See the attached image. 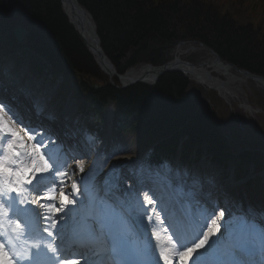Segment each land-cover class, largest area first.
<instances>
[{
  "label": "trees",
  "instance_id": "trees-1",
  "mask_svg": "<svg viewBox=\"0 0 264 264\" xmlns=\"http://www.w3.org/2000/svg\"><path fill=\"white\" fill-rule=\"evenodd\" d=\"M79 1L92 14L103 47L113 58L132 54V64L153 62L156 52L150 48L163 47L179 37H201L225 58L264 75V21L258 39L257 27L252 30L240 20L229 23L223 17L228 13L218 8L215 0L181 6L179 0ZM262 14L264 19V8ZM17 23L29 31V53L40 62L47 58L60 69L64 66L80 73H97L92 56L63 14L59 0H0V31L6 35ZM184 82L179 73H172L153 87H106L98 97L117 101L125 118L140 114L142 129L152 137L158 130H172L175 136L156 147L158 155L164 145L172 151L178 135L184 132L194 140L206 138L210 149L217 150L223 142L218 128L202 104H197L198 98H191L195 94L189 93L190 97L181 90L173 93L174 87L184 88Z\"/></svg>",
  "mask_w": 264,
  "mask_h": 264
},
{
  "label": "rangeland",
  "instance_id": "rangeland-1",
  "mask_svg": "<svg viewBox=\"0 0 264 264\" xmlns=\"http://www.w3.org/2000/svg\"><path fill=\"white\" fill-rule=\"evenodd\" d=\"M180 1V6L183 3H195V2H200L202 3L203 1L201 0H179ZM189 1V2H188ZM212 1V0H211ZM217 1L218 8L221 10H224L223 12H226L230 14H226L223 16L226 21H228L231 24H234L237 20H240L243 22V26H247L248 28H253L257 27V30L255 32L257 33V38H261V32L260 30L262 29V22L264 21L263 19V8H264V0H215ZM210 3V2H209ZM212 4V3H211ZM216 7V9H218ZM229 17H228V16ZM244 23H246L244 25ZM175 27V26H173ZM246 28V27H245ZM247 28V29H248ZM253 30V29H252ZM201 35V34H200ZM203 35V34H202ZM156 48V47H155ZM155 48H150L149 50L154 51ZM185 47H180V50L184 49ZM146 52V55H149L150 51ZM166 52V51H165ZM208 52L205 50L204 52L199 53V51H195L193 54L189 56V59H193L192 61H197L200 62L201 59H208L207 56ZM193 55V56H192ZM226 55V54H224ZM158 57H160V53L158 54ZM204 59V60H205ZM124 60H128L126 62V65L122 68L123 72L127 71L130 63L133 60L132 56H128L126 54L124 57L120 58L118 60H114L115 64L120 67L123 63ZM152 65V63H148ZM120 69V71L122 70ZM220 76V78H225L224 75L221 74H216ZM165 77V76H164ZM190 77V76H188ZM75 79H81L80 77H75ZM93 80L96 81H101L99 84H102L104 82H109V79L107 80V77L104 76L102 73L99 71V76L93 77ZM245 80V79H244ZM255 84V83H254ZM203 87L206 89L207 87L203 85ZM242 89L241 90V99L247 100L249 104H251L255 108L262 109L264 108V92L259 91L251 82L244 81L242 84ZM209 90V89H208ZM207 90V92H208ZM211 91V90H209ZM175 91H173L174 93ZM209 93V92H208ZM177 94V93H174ZM211 94V93H209ZM216 95V96H215ZM205 97V96H204ZM221 98V99H219ZM223 100V101H222ZM232 104L231 106L227 104L225 99L220 96L219 94H212V98L210 100L211 104V109L215 113V115L218 117V119L222 120L223 122L226 121L227 116L231 114V116L236 117L241 124L238 125L236 123L233 124H228L227 126L223 127L224 134L226 135H221L222 137L220 139H223L222 143H219V145H223L225 152H234L237 155L242 154L243 152H249L251 153V160L247 164V167L252 166L255 164L256 167H264V164H261L260 161L264 162V154L261 155V152H255L253 150V147H259L260 149L264 150V111L256 112V113H250L242 110L238 106V102L235 99H232ZM236 113V114H235ZM235 114V115H234ZM235 119V118H234ZM244 130H242V128ZM187 133V132H184ZM186 135V134H183ZM171 133L167 135L166 138H170ZM159 140V139H156ZM228 142L231 144L229 145ZM125 145H127V142H123ZM260 143V145H259ZM123 144V145H124ZM229 148H225L228 147ZM248 148V149H247ZM128 150V149H127ZM243 153V154H245ZM254 158H258L259 161L255 160ZM43 162V161H42ZM125 170V168H123ZM259 183L262 188H264V176L259 178ZM256 180V179H255ZM257 181V180H256ZM251 185L253 186L254 183ZM260 187V186H259ZM259 187H256V190H260ZM261 193H264L263 190H260ZM77 202H82L81 200ZM81 210H85V207Z\"/></svg>",
  "mask_w": 264,
  "mask_h": 264
},
{
  "label": "snow or ice",
  "instance_id": "snow-or-ice-1",
  "mask_svg": "<svg viewBox=\"0 0 264 264\" xmlns=\"http://www.w3.org/2000/svg\"><path fill=\"white\" fill-rule=\"evenodd\" d=\"M12 112V114L16 117V119L20 120L21 124H24L25 121L20 117V115L13 109V107L8 104L4 100H0V137H2L3 141L6 142L4 146H0V199L3 200L4 203L9 201L15 202L19 198V194L22 192L23 185L28 184L32 185V180L27 179V174L33 172L35 170L36 173H46L49 171V166L47 164V160L43 155H41L38 159L35 157V148L31 150V152H25V156H30V164L25 162V160L20 159L22 152L21 150L26 148V144L24 142V138L20 135V132L12 127V124L15 121H10L6 118L5 112ZM43 143V141H41ZM43 161V166H38L39 162ZM80 170L83 171V167H80ZM53 174H60L58 170H54ZM7 187L11 196L3 197L2 189ZM34 190L39 191L41 189L34 186ZM78 191V189H75ZM155 194V193H154ZM61 196L63 198V203L65 205L75 203V201H70L67 196L61 192ZM147 198V193L144 194ZM53 196L49 195L48 199H52ZM20 204L25 203L24 200H19ZM147 203H155L150 198L147 199ZM48 207L52 208L53 205H48ZM55 212H60V208H55ZM154 211V210H153ZM4 210L0 208V215H2ZM220 216H223V212L220 213ZM46 219V218H44ZM151 220V217H149ZM57 226V221L53 220L51 224V228L55 229ZM16 227L19 228V223L16 224ZM207 232H201L198 234L197 239L192 241V246L188 247L183 243V236L179 233L177 234V239L181 241V247L183 251L177 252L176 255L179 257V264H188V261L192 259L193 253H197V259L193 261V264H201L199 260L198 250L205 248L208 244L209 239L219 231V225L216 224V221H212V226H207ZM44 231H48L49 236L52 235V232L49 229H44ZM243 242L238 243V247L242 248ZM34 247L39 249L41 245L39 243L35 244ZM49 250L55 252L56 249L49 246ZM19 254H17L18 256ZM39 255V253H37ZM68 255H72L71 252ZM79 255H83L80 253ZM165 264H172V261L169 260L168 256L161 253ZM24 260L28 261V264H36V261L33 260L31 255L25 256ZM0 264H17V262L12 258V256L5 250V244L3 239L0 238ZM62 264H79V260L77 259H65L62 261ZM85 264H89L87 260H85Z\"/></svg>",
  "mask_w": 264,
  "mask_h": 264
},
{
  "label": "bare ground",
  "instance_id": "bare-ground-1",
  "mask_svg": "<svg viewBox=\"0 0 264 264\" xmlns=\"http://www.w3.org/2000/svg\"><path fill=\"white\" fill-rule=\"evenodd\" d=\"M184 60V59H183ZM99 62L101 63L100 59ZM194 66L192 62H189ZM195 67V66H194ZM145 69V68H144ZM197 69L200 70L201 78L210 83L212 81L211 78L223 81L222 84L224 85L225 89H222V95L230 101L231 97H236V95L239 94V92L242 89V84L244 83L243 80H241V76L238 74H235L232 69L226 68V66L219 65V62L217 60L208 62L207 65L204 64L200 67L197 66ZM141 70H135V72H130L127 74H124L126 78H134L138 75H141V73H144V71ZM192 70H194L192 68ZM142 71V72H141ZM205 71H208L211 73V75L215 77H210L208 75L205 76ZM25 72V71H23ZM217 73L225 75V78H220V76L216 75ZM149 76H153V73H149ZM210 77V78H209ZM115 82V80H114ZM218 85V84H217ZM214 84L213 86H216ZM1 86V85H0ZM1 88V87H0ZM185 91V94H187L188 87L185 88H176L174 87V93H177L179 91ZM234 99V98H232ZM52 124H54V121H51ZM27 161V160H26ZM110 165H107V168ZM35 170L33 172H30L29 175L32 177L33 180H38L39 176L35 175ZM119 178V174L116 171H112L111 169L106 170L104 168H97V165L92 166L88 172H86L83 176L84 183L87 189L86 197L88 198V217H95L97 215V212L99 208L107 207L108 206V195L107 192L114 191V187L117 184V180ZM64 204V203H61ZM249 243H251L248 240ZM229 246V245H227ZM223 249H225V246H223ZM188 264L190 262L188 261Z\"/></svg>",
  "mask_w": 264,
  "mask_h": 264
},
{
  "label": "water",
  "instance_id": "water-1",
  "mask_svg": "<svg viewBox=\"0 0 264 264\" xmlns=\"http://www.w3.org/2000/svg\"><path fill=\"white\" fill-rule=\"evenodd\" d=\"M62 1H64L69 6L74 23L78 27L79 32L81 36L83 37V39L85 40L86 44L88 45L90 51L94 54V56L96 57L98 61L100 59L101 63L100 62L99 63L101 64V66L109 74L116 73L115 65L112 63L110 57L105 54L101 46V37L99 36L97 32L95 23L90 20L91 19L90 13L83 6L80 5L79 0H62ZM26 32H27L26 29L22 25L20 24L16 25L15 33L18 36L20 42H23V37ZM181 43H184V42L181 41ZM176 65H180L183 68L186 66V63L180 62V61H173V63L166 64L159 69L154 68L151 71H149L153 74L156 73L155 76L149 77L148 75L142 74L134 79L126 80V78L123 76H119V78L123 86L125 87L128 86L130 83H132V81L133 83L139 80L148 82L149 80L156 79V77L161 75L164 71L168 70L170 66H176ZM248 74L251 75V73H248ZM259 78L264 80L263 76H260Z\"/></svg>",
  "mask_w": 264,
  "mask_h": 264
}]
</instances>
